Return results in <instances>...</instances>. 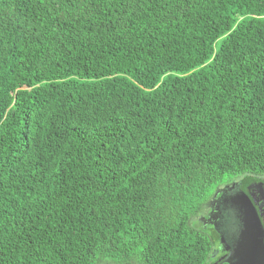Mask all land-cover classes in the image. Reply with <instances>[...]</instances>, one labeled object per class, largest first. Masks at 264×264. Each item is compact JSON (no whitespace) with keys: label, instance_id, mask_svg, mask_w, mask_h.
<instances>
[{"label":"trees","instance_id":"trees-1","mask_svg":"<svg viewBox=\"0 0 264 264\" xmlns=\"http://www.w3.org/2000/svg\"><path fill=\"white\" fill-rule=\"evenodd\" d=\"M244 176L264 0H0V264H199Z\"/></svg>","mask_w":264,"mask_h":264},{"label":"flooded vegetation","instance_id":"flooded-vegetation-1","mask_svg":"<svg viewBox=\"0 0 264 264\" xmlns=\"http://www.w3.org/2000/svg\"><path fill=\"white\" fill-rule=\"evenodd\" d=\"M255 216L264 244V176H244L219 187L191 219L208 244L207 256L199 264H240V238Z\"/></svg>","mask_w":264,"mask_h":264},{"label":"water","instance_id":"water-1","mask_svg":"<svg viewBox=\"0 0 264 264\" xmlns=\"http://www.w3.org/2000/svg\"><path fill=\"white\" fill-rule=\"evenodd\" d=\"M240 238V264H264L263 229L255 216Z\"/></svg>","mask_w":264,"mask_h":264},{"label":"rangeland","instance_id":"rangeland-1","mask_svg":"<svg viewBox=\"0 0 264 264\" xmlns=\"http://www.w3.org/2000/svg\"><path fill=\"white\" fill-rule=\"evenodd\" d=\"M232 215H229V219H231ZM231 221V220H230ZM232 223V222H231ZM231 226H234V224H232ZM102 264H106V263H102Z\"/></svg>","mask_w":264,"mask_h":264}]
</instances>
